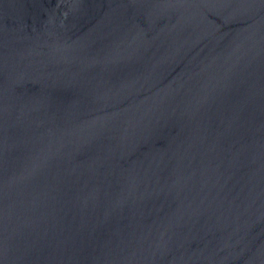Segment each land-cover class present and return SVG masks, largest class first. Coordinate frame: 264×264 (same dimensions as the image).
<instances>
[{"label": "water", "instance_id": "95a60500", "mask_svg": "<svg viewBox=\"0 0 264 264\" xmlns=\"http://www.w3.org/2000/svg\"><path fill=\"white\" fill-rule=\"evenodd\" d=\"M0 264H264V0H0Z\"/></svg>", "mask_w": 264, "mask_h": 264}]
</instances>
